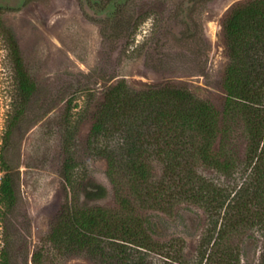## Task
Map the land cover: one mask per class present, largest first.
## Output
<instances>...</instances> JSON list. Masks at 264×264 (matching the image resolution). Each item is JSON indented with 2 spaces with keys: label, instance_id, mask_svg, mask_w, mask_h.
I'll use <instances>...</instances> for the list:
<instances>
[{
  "label": "rangeland",
  "instance_id": "374dc122",
  "mask_svg": "<svg viewBox=\"0 0 264 264\" xmlns=\"http://www.w3.org/2000/svg\"><path fill=\"white\" fill-rule=\"evenodd\" d=\"M83 1L0 0V146L4 137V155L15 174L13 199L0 194V254L7 251L9 264H97L84 252L60 249L47 235L71 195L63 178L68 157H73L76 192L91 179L106 186L107 195L88 204L116 206L106 162L87 144L94 111L110 85L186 86L217 108L223 103L228 57L221 24L229 9L245 0H118L112 18L87 9ZM6 31L12 32L35 83L16 118L19 92ZM245 145L236 131L233 149L240 159ZM148 161L150 175L138 189L153 195L150 202L137 201L136 209L157 222L154 240L167 247L170 259L196 263L211 217L186 192H196L201 175L235 202L229 241L238 254L235 264H259L264 194L253 195L251 167L224 175L194 158L173 171L161 160ZM0 173L1 184V165ZM149 258L163 264L158 252Z\"/></svg>",
  "mask_w": 264,
  "mask_h": 264
},
{
  "label": "trees",
  "instance_id": "16d2710c",
  "mask_svg": "<svg viewBox=\"0 0 264 264\" xmlns=\"http://www.w3.org/2000/svg\"><path fill=\"white\" fill-rule=\"evenodd\" d=\"M82 3L109 18L117 15L119 7L118 0ZM221 26L228 61L221 79L224 98L220 108L186 86L135 88L122 81L106 89L94 111L87 144L106 162L116 206L88 204L107 195L106 186L91 179L82 181L76 192L71 174L73 157H68L63 178L71 195L61 204L47 235L55 246L84 252L97 264H153L149 258L152 252L163 257V264H178L175 257L170 259L167 247L154 240L157 222L136 209L137 201L150 202L148 196L153 195L149 189L143 193L138 189L150 175V157L161 160L169 171L191 165L190 158L224 175L249 166L254 175V197L264 194V0L235 4ZM6 42L19 92L16 118L35 83L10 31H6ZM238 130L246 140L242 159L233 149V134ZM4 145L2 137L0 165L5 173L0 194L12 200L15 174L4 155ZM196 181V192L186 193L201 204L211 221L198 245L195 264H235L238 254L229 246L235 228V202L227 200L203 176ZM261 237L259 264H264V229ZM0 264H9L5 249Z\"/></svg>",
  "mask_w": 264,
  "mask_h": 264
},
{
  "label": "built area",
  "instance_id": "2783aa9c",
  "mask_svg": "<svg viewBox=\"0 0 264 264\" xmlns=\"http://www.w3.org/2000/svg\"><path fill=\"white\" fill-rule=\"evenodd\" d=\"M0 180H1V173H0Z\"/></svg>",
  "mask_w": 264,
  "mask_h": 264
}]
</instances>
